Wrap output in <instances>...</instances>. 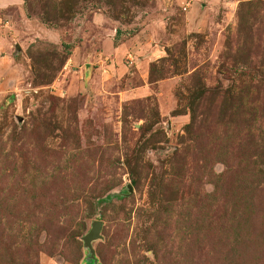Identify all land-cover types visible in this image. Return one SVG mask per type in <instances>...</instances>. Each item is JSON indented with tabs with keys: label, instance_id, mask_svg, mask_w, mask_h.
I'll return each instance as SVG.
<instances>
[{
	"label": "rangeland",
	"instance_id": "obj_1",
	"mask_svg": "<svg viewBox=\"0 0 264 264\" xmlns=\"http://www.w3.org/2000/svg\"><path fill=\"white\" fill-rule=\"evenodd\" d=\"M0 264H264V0H0Z\"/></svg>",
	"mask_w": 264,
	"mask_h": 264
},
{
	"label": "water",
	"instance_id": "obj_2",
	"mask_svg": "<svg viewBox=\"0 0 264 264\" xmlns=\"http://www.w3.org/2000/svg\"><path fill=\"white\" fill-rule=\"evenodd\" d=\"M102 228V221L101 220H95L92 224V227L90 230L83 236V240L85 244L89 247L91 256H93L94 251L92 247V241L96 238L100 237V232Z\"/></svg>",
	"mask_w": 264,
	"mask_h": 264
}]
</instances>
